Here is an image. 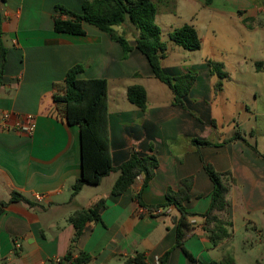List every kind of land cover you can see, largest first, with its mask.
I'll list each match as a JSON object with an SVG mask.
<instances>
[{
    "label": "crops",
    "instance_id": "obj_1",
    "mask_svg": "<svg viewBox=\"0 0 264 264\" xmlns=\"http://www.w3.org/2000/svg\"><path fill=\"white\" fill-rule=\"evenodd\" d=\"M82 2L0 0L6 50L0 112L9 115L0 123V202L7 203L0 206V264H48L62 258L74 233L69 216L99 199L105 201L100 219L85 223L71 250L72 258L90 257L84 264H122L135 253H143L148 264H159L165 252L164 264L228 259L233 264H264V158L248 145L264 153L259 148L264 135V0H153L154 22L167 47L160 60L162 71L195 75L183 97L184 108L174 105L168 87L154 78L147 59L135 48L136 31L130 24L115 27L132 47L126 55L107 33L88 23L82 24L83 35L53 30L55 4L79 14ZM184 24L196 30L199 49L186 51L168 39V32ZM226 39L245 52L226 53ZM207 59L220 62L226 74L217 94L212 92L216 77L209 74ZM74 65L83 66L79 79L106 80L112 166L117 168L132 149L146 156L152 147L157 167L141 192L145 206L162 204L167 190L176 191L182 178L192 177L184 202L192 213V229L183 242L190 257L175 245V208L150 211L134 199L142 175L119 195L110 193L118 176L111 171L98 185H84L71 196L70 186L81 175L79 129L65 122L53 96ZM130 85L145 89L144 110L127 100ZM26 115L35 124L30 135L11 129ZM234 133L248 144L225 142ZM192 139L216 144L195 145ZM205 163L232 178L228 208L221 215L231 222L230 235L214 246L200 216L212 191ZM12 192L25 200L9 203Z\"/></svg>",
    "mask_w": 264,
    "mask_h": 264
},
{
    "label": "trees",
    "instance_id": "obj_2",
    "mask_svg": "<svg viewBox=\"0 0 264 264\" xmlns=\"http://www.w3.org/2000/svg\"><path fill=\"white\" fill-rule=\"evenodd\" d=\"M82 12L77 14L67 10L60 4H55L54 11L58 14L53 19V30L58 33L72 35H83V23H88L100 31L107 33L110 38L117 42L124 55L131 46L123 33L115 30L116 26L128 23L136 31L135 48L140 51L148 61L155 79L168 87L172 93V103L184 108L183 97L186 96L194 83L193 73H184L176 76L165 74L160 66V60L166 52V43L161 40L160 29L154 22L156 5L153 0H83ZM61 16H64L62 18ZM168 39L175 45L194 51L199 49L200 40L192 25L184 24L168 32ZM5 48L1 42L0 31V72L5 57ZM210 75L216 80L212 86L213 94H217L222 87V80L226 77L220 62L211 59L206 60ZM83 70L82 65L70 67L65 74L63 88L55 93L53 101L61 110L62 117L68 125H76L79 129V150L81 175L70 186L73 197L84 185L96 186L101 179L111 171H118L110 193L119 195L123 193L138 175L143 176L139 190L134 194V199L140 206H145L141 201V192L147 182L154 174L157 167V159L152 153L140 156L132 149L128 158L117 168H114L110 159L109 132L107 123V85L105 79H79L77 74ZM127 100L136 107L144 110L146 107V92L140 85H130L126 89ZM252 135V132H250ZM240 140L248 144L238 133H234L225 142ZM195 145H215L216 143L207 140L192 139ZM250 148L264 158V153H259L254 145L248 144ZM204 170L212 183L210 201L204 213L202 229L206 232L211 245H217L224 238L230 235L231 222L224 220L221 215L228 208L227 193L232 183L229 173L217 172L210 164H204ZM192 186V177L182 178L180 187L176 191L167 190L165 201L162 204L145 206L150 211L167 206H173L178 213L174 218L175 222V245L183 249V242L190 233L192 226L188 222L189 213L184 202L189 199V191ZM25 200L16 192L10 194V202ZM104 199H99L92 206L75 210L68 218L74 228L71 244L66 254L57 260H50L48 264H84L90 257L82 255L77 258L71 257V250L74 242L81 235L85 223L98 221L99 210L104 206ZM0 202V206L6 205ZM184 253L190 257L188 252ZM169 252H165L159 264H164ZM122 264H148L143 253H135L125 258ZM207 264H233L231 260H210ZM258 264V263H256Z\"/></svg>",
    "mask_w": 264,
    "mask_h": 264
},
{
    "label": "built area",
    "instance_id": "obj_3",
    "mask_svg": "<svg viewBox=\"0 0 264 264\" xmlns=\"http://www.w3.org/2000/svg\"><path fill=\"white\" fill-rule=\"evenodd\" d=\"M8 116L9 115L7 112H0V123H5V121L8 119ZM34 126L35 124L32 117L30 115H26L24 120L17 121L11 126V129L30 135L34 130Z\"/></svg>",
    "mask_w": 264,
    "mask_h": 264
},
{
    "label": "rangeland",
    "instance_id": "obj_4",
    "mask_svg": "<svg viewBox=\"0 0 264 264\" xmlns=\"http://www.w3.org/2000/svg\"><path fill=\"white\" fill-rule=\"evenodd\" d=\"M180 7H181V10L183 9V6L182 5H180ZM259 36H255V38H251V40H253V39H256V38H258ZM227 41H225V40H223V44H224V50H225V52L226 53H230L229 52V50H233V51H235L236 53L238 52V54H243L244 52H245V48H241V47H239V48H236L235 47V45L233 46V43L230 41V40H228V39H226ZM254 41V40H253ZM256 41V40H255ZM229 45H231V46H233L231 49H228V47H229ZM236 49V50H235ZM187 51V50H186ZM162 85V84H161ZM164 85H162V87H163ZM165 88V87H164ZM151 91L152 90H150L149 91V96H151ZM260 100H262V99H260ZM258 106H261V104H259L258 103ZM208 137V136H207ZM246 138H249L248 136L246 137ZM259 140L261 141V143L262 144H258L259 145V148H264V135H261L260 136V138H259ZM259 140H258V142H259ZM238 235H240V233H238ZM238 239L240 240L241 238H240V236H238ZM241 241V240H240Z\"/></svg>",
    "mask_w": 264,
    "mask_h": 264
}]
</instances>
